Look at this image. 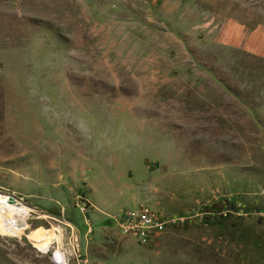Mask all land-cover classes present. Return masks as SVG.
I'll return each instance as SVG.
<instances>
[{"label":"rangeland","instance_id":"obj_1","mask_svg":"<svg viewBox=\"0 0 264 264\" xmlns=\"http://www.w3.org/2000/svg\"><path fill=\"white\" fill-rule=\"evenodd\" d=\"M0 18V196L27 210L0 264H264V58L214 40L264 30V0H0ZM139 206L169 221L145 246L111 218Z\"/></svg>","mask_w":264,"mask_h":264},{"label":"bare ground","instance_id":"obj_2","mask_svg":"<svg viewBox=\"0 0 264 264\" xmlns=\"http://www.w3.org/2000/svg\"><path fill=\"white\" fill-rule=\"evenodd\" d=\"M26 213V208L21 204H17L16 202L9 203L6 195L0 196V233L13 237L19 236L25 229V223L22 219L25 217ZM57 233L54 229H47L33 235L31 240L37 246H40L42 250L45 248L50 249L52 242H60V234L59 232ZM63 251L58 248L53 250L52 258L57 262L64 261L65 255Z\"/></svg>","mask_w":264,"mask_h":264},{"label":"built area","instance_id":"obj_3","mask_svg":"<svg viewBox=\"0 0 264 264\" xmlns=\"http://www.w3.org/2000/svg\"><path fill=\"white\" fill-rule=\"evenodd\" d=\"M111 218L121 233L136 236L138 243L144 246L156 231L160 232L169 222L162 220L147 206L122 210Z\"/></svg>","mask_w":264,"mask_h":264},{"label":"crops","instance_id":"obj_4","mask_svg":"<svg viewBox=\"0 0 264 264\" xmlns=\"http://www.w3.org/2000/svg\"><path fill=\"white\" fill-rule=\"evenodd\" d=\"M0 18V34L3 25ZM214 40L228 47L240 48L255 56L264 58V30L260 27L252 30L243 29L236 23H226L222 28L216 31Z\"/></svg>","mask_w":264,"mask_h":264},{"label":"water","instance_id":"obj_5","mask_svg":"<svg viewBox=\"0 0 264 264\" xmlns=\"http://www.w3.org/2000/svg\"><path fill=\"white\" fill-rule=\"evenodd\" d=\"M7 200L9 203H13V202L15 203L14 198H12L11 196H7Z\"/></svg>","mask_w":264,"mask_h":264}]
</instances>
